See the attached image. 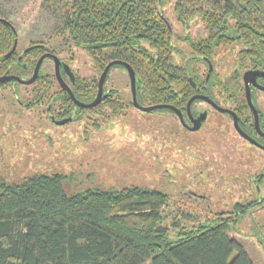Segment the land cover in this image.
I'll list each match as a JSON object with an SVG mask.
<instances>
[{"label":"trees","instance_id":"obj_1","mask_svg":"<svg viewBox=\"0 0 264 264\" xmlns=\"http://www.w3.org/2000/svg\"><path fill=\"white\" fill-rule=\"evenodd\" d=\"M43 1L63 12L65 26L58 33H67L71 45L90 56L97 74L115 58L132 66L139 103L184 106L195 91L193 83H204L197 59L209 57L217 46L239 44L240 67L264 69V0ZM166 5L183 29L199 20L203 34L192 38L178 32L164 13ZM12 40L9 27L0 22V53ZM31 43L29 54L56 53L48 44ZM178 54H185L182 61ZM5 59L11 64L16 55ZM26 64L32 67L34 60L28 57ZM52 83L49 75H39L32 85L34 98L24 105L44 100ZM96 88V77L75 76L77 98L91 100ZM65 102L63 116L75 107L69 96ZM127 105L123 96L111 94L94 107H77L74 115L115 117ZM65 177L37 171L14 182L0 176V264H253L230 235L256 205L253 199L235 202L233 215L215 212L201 220L176 210L164 213L173 204L159 189L92 186L67 192Z\"/></svg>","mask_w":264,"mask_h":264},{"label":"rangeland","instance_id":"obj_2","mask_svg":"<svg viewBox=\"0 0 264 264\" xmlns=\"http://www.w3.org/2000/svg\"><path fill=\"white\" fill-rule=\"evenodd\" d=\"M163 10L184 35L182 26L173 21L172 6ZM0 16L16 28L17 51L30 42H43L60 58L70 59L80 76L98 77L90 56L72 46L67 33H58L65 26V15L59 9L43 0H0ZM199 34H203V25L196 19L189 35ZM176 56L182 61L185 54ZM232 59L228 56V61ZM46 67L52 69L49 62ZM110 81L124 90L126 100L131 99L124 69L114 68ZM19 88V94L10 88L0 90V176L11 181L39 171L66 175L63 185L67 192L92 186L155 188L166 192L173 204L166 205L164 213L171 215L176 210L201 220L215 212L233 215L235 202H246L258 192L252 186L253 195L245 189L249 162L238 153L236 138L228 131L220 137L205 131H213L218 121L223 124L227 120L224 113L212 114L198 132L181 128L162 112L139 110L129 101L115 117L88 112L55 121L45 100L30 107L23 104L34 98L31 85ZM259 211L264 214V207L243 216L230 231L253 264H264V216Z\"/></svg>","mask_w":264,"mask_h":264},{"label":"flooded vegetation","instance_id":"obj_3","mask_svg":"<svg viewBox=\"0 0 264 264\" xmlns=\"http://www.w3.org/2000/svg\"><path fill=\"white\" fill-rule=\"evenodd\" d=\"M0 22L9 27L10 32L12 33V46L7 50L6 53H0V77L2 76H17L19 79H6L0 82H8L4 84L3 87L0 86V90L5 88H10L11 92H16L19 94L20 88L31 85V94L33 97L32 85L39 75L47 74L52 79L53 83L48 88L45 87L44 100L47 102V110L56 120H63L66 118H74L76 109L78 108H87L81 105H78L70 93L67 92L59 83V80L56 76L55 61L52 57L55 54L59 58L58 67L61 79L67 84L68 88L71 90L74 99L81 103H89L91 100L85 101L83 95H79L80 98H77L73 92V84L75 81V76L78 74L71 67V62L60 58L56 53L51 51H43L39 55L29 54L32 47H34L31 42L17 51L18 47V35L14 24L7 18L0 16ZM191 25V23H190ZM2 29V27H1ZM3 30V29H2ZM8 33V31L3 30ZM185 35L189 33V29H184ZM14 35V37H13ZM194 38L195 36H191ZM37 46V45H36ZM239 44H229L226 46H217L213 53L209 57L201 56L200 59H197V68L201 70V75H203L204 83L200 86L195 82L193 83L195 91L193 95H203L213 102H208L202 97L194 98L187 108V102L184 106L177 107L172 103L160 102V103H148L143 102L139 103L137 100V88H136V101L142 106H150L154 104H169L172 107H163L158 109H153L158 112H162L164 115L168 116L174 122L177 123L181 128L187 131L198 132L200 131L206 121L210 122L212 114L224 113L227 115V120L213 125V131L205 128L206 132H211V136L214 134L218 135L221 132H229L230 135L234 136L237 141L238 153L243 155V158L247 159L249 162V168L246 171L247 178L244 180L245 189L251 191V195L254 194L252 189L249 186H252L258 190L256 195L251 198L256 201V205L248 212L246 215H250L253 211L260 210L264 207V69L256 67H246L241 68L239 62L237 61L238 51L240 49ZM12 53L16 55V60L13 63H8L5 59L9 57ZM45 54L43 57L37 77L32 83H24L22 80H26L31 77L35 63L40 56ZM232 55L233 59L228 61V56ZM226 56V57H225ZM30 58L34 60V65L28 67L26 64V59ZM225 57V60H224ZM117 59V58H115ZM114 59L109 60L108 62ZM187 61V60H186ZM51 65L52 69H48L47 63ZM107 62V63H108ZM194 62V60H193ZM106 63V64H107ZM112 64L107 71V74L104 79L102 97L106 95H120L123 94V89L114 86L113 82L110 81V73L114 68H122ZM106 66V65H105ZM104 66V67H105ZM200 66V67H199ZM202 67V68H201ZM69 72H67V70ZM125 70V68H122ZM126 71V70H125ZM246 71H251L252 74L249 75V79L245 82L244 73ZM253 72H256L253 74ZM127 73V72H126ZM97 77V88L95 96L98 90V79L101 73H98ZM73 76V78L71 77ZM128 75V74H127ZM129 79V76H128ZM10 81V83H9ZM109 81L111 84H109ZM54 90V91H53ZM129 90H130V100H126L132 103V90L129 80ZM80 93V92H79ZM247 94L250 97V102L248 101ZM69 96L72 103L75 107L72 108L70 114L63 116L64 107L67 106L69 102H65V97ZM23 101V100H22ZM25 104L26 101H23ZM40 102V101H38ZM99 103V102H98ZM97 103V104H98ZM94 107V106H93ZM135 107V106H134ZM91 108V107H89ZM138 109V108H137ZM140 110V109H139ZM150 110V111H153ZM143 111V110H142ZM86 111L84 114L86 115ZM234 113V114H233ZM162 116V115H161ZM203 117L202 119L200 117ZM200 119L199 122L196 119ZM234 119H236V125L234 124ZM212 124V123H211ZM198 126L197 128H195ZM195 128V129H193ZM224 129L225 131H222ZM213 133V134H212ZM215 135V136H216ZM221 135V134H220ZM222 136V135H221ZM220 137V136H219ZM253 148V150H250ZM240 157V155H239ZM242 158V160H244ZM241 160V161H242ZM251 170V171H250ZM252 183V185H251ZM263 189V190H262ZM253 193V194H252ZM248 199L246 201H249ZM244 215V216H246ZM259 216H264L262 211H259ZM257 215V216H258ZM242 218V217H241ZM254 226L252 227V229ZM254 231V230H253Z\"/></svg>","mask_w":264,"mask_h":264},{"label":"water","instance_id":"obj_4","mask_svg":"<svg viewBox=\"0 0 264 264\" xmlns=\"http://www.w3.org/2000/svg\"><path fill=\"white\" fill-rule=\"evenodd\" d=\"M44 56H45V54H43L42 56L39 57V59L35 63L34 70H33V73L31 75V77H29L26 80H22L24 83H28L29 84V83H32L35 80V78L37 77V73H38V69H39L40 63H41V61H42V59H43ZM52 57H53V59L55 61L56 76H57V78L59 80L60 85L67 92L70 93L71 97L73 98V100L78 105H81V106L87 107V108L93 107V106L97 105V103L102 98L103 83H104V79H105V76L107 74L108 69L110 68V66L112 64H121L125 68L128 76H129L130 86H131V90H132V101H133V104H134V106L136 108H138L140 110H143V111H150V110H153V109H158V108H163V107H168V106L172 107V105H169V104H154V105H150V106H142V105L138 104L137 101H136V75H135V72H134L132 66L128 62L123 61L121 59H114V60H112V61H110V62H108L106 64V66L104 67V69L102 70V72H101V74L99 76V79H98V90H97V93H96V96L94 97V99L91 102H89V103H81V102H78V101H76L74 99V96L72 95V92L68 88L67 84L61 79V76H60V73H59V67H58L59 58L55 54H53ZM66 70H67V72H69L68 69H66ZM254 73H256V72H253V74ZM251 74H252L251 71H246L244 73V80H245V82L249 79V75H251ZM71 77L73 78L72 75H71ZM11 78L12 79H19V77H17V76L9 75V76H2V77H0V81L6 80V79H11ZM196 97H202V98L206 99L208 102L213 103L210 100V98H208L206 96H203V95H193L192 97L189 98V100L187 102V108L189 107L190 102L194 98H196ZM247 98H248V101L250 102V97H249L248 94H247ZM200 118L202 119L203 117L201 116ZM68 119H70V118H68ZM199 120L200 119H198V118L196 119V121H198V122H199ZM234 124L236 125V119H234ZM197 127L198 126H196L195 128H197ZM195 128H193V129H195Z\"/></svg>","mask_w":264,"mask_h":264}]
</instances>
